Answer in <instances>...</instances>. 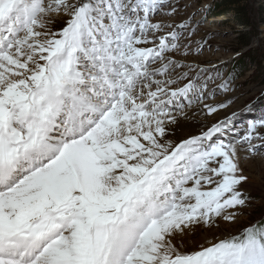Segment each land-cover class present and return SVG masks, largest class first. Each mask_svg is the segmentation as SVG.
<instances>
[{
    "label": "snow or ice",
    "instance_id": "6c2138e0",
    "mask_svg": "<svg viewBox=\"0 0 264 264\" xmlns=\"http://www.w3.org/2000/svg\"><path fill=\"white\" fill-rule=\"evenodd\" d=\"M194 6L0 0V264H264V218L190 239L245 218L264 167V118L235 131L256 102H211L236 77L202 60Z\"/></svg>",
    "mask_w": 264,
    "mask_h": 264
},
{
    "label": "rangeland",
    "instance_id": "374dc122",
    "mask_svg": "<svg viewBox=\"0 0 264 264\" xmlns=\"http://www.w3.org/2000/svg\"><path fill=\"white\" fill-rule=\"evenodd\" d=\"M195 4L189 7L186 15L197 12L196 20L206 23L200 29L201 35L210 34L212 51H206L202 60L211 61L219 66L225 78L229 74L236 77L234 91L227 94L218 92L217 99L211 101L220 103L231 98L232 107L241 108L247 103L255 101L252 111H245L241 120L237 121L235 131H241L248 120L264 118V0H240L238 3L229 4L224 9L226 14L215 16L214 7L226 0H191ZM208 5L203 8V5ZM203 11H198L202 9ZM236 8H243L247 24H241L236 19ZM200 39L199 36L196 37ZM247 41V43H245ZM201 66H209L202 63ZM215 71V69H211ZM215 87V85H212ZM220 119L230 114V109L223 110ZM220 113V114H221ZM217 122L214 120L212 123ZM211 124V123H210ZM206 124V125H210ZM205 124L192 135L201 134ZM246 172L252 177L251 183L246 185V190L254 197V203L248 210V215L235 225L219 222L218 226L198 229L190 238L199 244L204 238H230L239 235L240 230L250 222L264 218V167L258 161H253L246 166ZM189 250H191L189 248Z\"/></svg>",
    "mask_w": 264,
    "mask_h": 264
},
{
    "label": "bare ground",
    "instance_id": "6f19581e",
    "mask_svg": "<svg viewBox=\"0 0 264 264\" xmlns=\"http://www.w3.org/2000/svg\"><path fill=\"white\" fill-rule=\"evenodd\" d=\"M227 99H229V98H227ZM227 99H225V100H227ZM221 115H222V113L219 114V118H220ZM214 120L215 119H213L211 117L204 116L202 113L200 115H191L190 114V119L189 120L184 121L182 123V126H180L179 128L174 129V135L172 136V138L178 142L180 138H186L187 136L192 135L193 132H195L199 128H202L204 124L205 125L206 124H210ZM192 236L190 238H192ZM204 239H203V241H204ZM208 240L211 241V240H213V238L212 239H208Z\"/></svg>",
    "mask_w": 264,
    "mask_h": 264
},
{
    "label": "trees",
    "instance_id": "16d2710c",
    "mask_svg": "<svg viewBox=\"0 0 264 264\" xmlns=\"http://www.w3.org/2000/svg\"><path fill=\"white\" fill-rule=\"evenodd\" d=\"M240 0H226V2L220 4L218 7H214L215 10V16H219V14H226L227 11H222V13H219L220 9H224L226 6H229V4L238 3ZM237 15L235 16L238 23L241 24H247L246 17L244 15V9L243 8H236ZM247 43V41H245Z\"/></svg>",
    "mask_w": 264,
    "mask_h": 264
}]
</instances>
